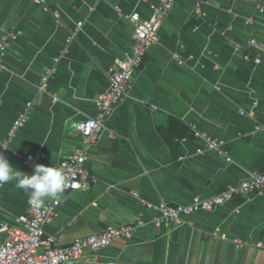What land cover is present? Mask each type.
<instances>
[{
	"label": "crops",
	"instance_id": "obj_1",
	"mask_svg": "<svg viewBox=\"0 0 264 264\" xmlns=\"http://www.w3.org/2000/svg\"><path fill=\"white\" fill-rule=\"evenodd\" d=\"M156 1L0 0V35L21 31L0 67V143L32 102L11 145L19 156L4 155L14 168H55L82 147L76 125L97 112L108 66L130 48V14L147 18ZM158 34L98 140L85 149L90 188L60 195L47 232L64 246L142 221L84 257L103 264H264V192L190 214L182 225L160 220L157 209L161 201L211 197L264 170V129L255 130L264 124V0H174ZM252 39L256 46L249 47ZM53 66L41 92V77ZM193 127L222 141L223 153L196 154L205 140ZM28 203L15 182L0 185V223L16 225Z\"/></svg>",
	"mask_w": 264,
	"mask_h": 264
},
{
	"label": "built area",
	"instance_id": "obj_2",
	"mask_svg": "<svg viewBox=\"0 0 264 264\" xmlns=\"http://www.w3.org/2000/svg\"><path fill=\"white\" fill-rule=\"evenodd\" d=\"M31 1L38 5H44V0ZM173 5L174 0H157L149 4L150 13L147 18H141L138 12L130 14L129 20L133 25L130 48L124 52L120 60L108 66L109 86L100 96L97 112L93 116L79 121L76 125L81 134L82 147L62 158L55 167L61 170L65 176L63 193L90 188L91 178L84 168L85 149L98 140L105 121L112 115L116 106L127 94L130 81L136 69L143 62L147 48L159 42L158 30ZM44 8L47 7L44 6ZM54 14L58 15V12L55 11ZM247 21L249 22V20ZM79 25L80 23H78ZM20 34V30H11L0 35V67L7 47ZM71 37L72 35L69 36V39ZM248 46H256V41L254 39L250 40ZM173 57L177 59L178 56L175 53ZM244 59L248 60L249 55H244ZM259 60L258 56L253 58L255 63H258ZM55 71V66L45 70L39 85L41 92H47V80ZM31 108L32 102H26L24 108L11 122L7 137L0 143V154L5 155L9 150L12 155L19 156L16 150L11 149V145L17 130L24 125ZM262 129H264V124L255 126V130ZM193 131L196 137L205 140L204 146L196 148V154H202L206 150L223 153L222 141L207 136L196 130L195 127H193ZM26 159L32 160V156L29 155ZM180 159H183V157H180ZM261 192H264V170H256L251 173L247 180L238 185L228 186L211 197L203 198L194 195L187 204L172 205L164 201L159 202L157 205L159 219L175 225H182L186 222L185 217L190 214L211 211L216 206L237 197ZM61 194L45 199L38 208L28 203L25 212L16 217V225L14 226L8 223H0V264H78L80 262L84 264H103L94 258L84 257V250L94 252L99 248L106 247L113 240L128 236L139 225L143 224L142 221H139L138 223L130 222L118 226H108L101 232L76 237L68 245H57L55 236L47 232V226L56 214ZM134 195H137V193L134 192ZM110 264L116 263L111 262ZM123 264L147 263L127 262Z\"/></svg>",
	"mask_w": 264,
	"mask_h": 264
},
{
	"label": "clouds",
	"instance_id": "obj_3",
	"mask_svg": "<svg viewBox=\"0 0 264 264\" xmlns=\"http://www.w3.org/2000/svg\"><path fill=\"white\" fill-rule=\"evenodd\" d=\"M9 182H15L16 188L28 194L29 203L38 208L45 198L63 193L65 176L61 170L43 164L35 165L31 173L22 172L0 154V185Z\"/></svg>",
	"mask_w": 264,
	"mask_h": 264
}]
</instances>
